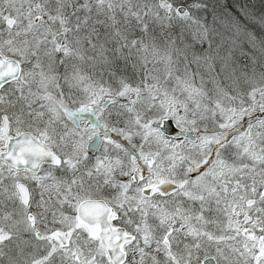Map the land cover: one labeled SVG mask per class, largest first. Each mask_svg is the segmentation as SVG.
Segmentation results:
<instances>
[{
	"label": "rangeland",
	"instance_id": "obj_1",
	"mask_svg": "<svg viewBox=\"0 0 264 264\" xmlns=\"http://www.w3.org/2000/svg\"><path fill=\"white\" fill-rule=\"evenodd\" d=\"M173 2L172 7L162 9L170 17H175L177 22H184L187 19L195 24L199 33L196 43L183 40L179 41L178 47L175 43L171 45L168 33L156 32L155 35H150L147 32L150 26L155 30L163 28L160 21H149L152 16L144 17V6L159 7L157 0H0V43L6 54L21 60L24 68L21 79L9 84L0 92V115L3 112L8 113L11 133L30 130L47 140L59 153L67 150L65 157H74L72 154L80 150L81 144L78 143L80 137L70 129L64 128L60 120L61 109L59 107L55 110L54 107V104H59L57 97L66 103L69 98L66 94L68 90L74 88L96 90L98 95L95 96L99 101L100 112L101 108L102 111L107 108L103 103L108 96L126 98L128 102L140 100V104L144 103V112L141 110L136 114L130 113L123 121L125 124L119 123L114 126L118 128L115 136L122 138L119 140L131 142L135 141L133 137L140 130L147 141L162 136L159 125L161 119L167 116L176 122L178 120L191 125L193 122L191 116H185L181 106L187 108L188 105L182 102L194 101L196 106L201 108L203 122L195 127L200 136L197 141L199 145L197 160L194 164H189L184 171L187 176L184 189L195 190L194 194L184 195L183 192L181 199L183 206L179 208L177 203H172V206L165 208L163 219L151 218L142 223H133L130 220L126 222L131 230L147 233L149 237H157L171 227L178 234L187 232L198 234L202 227L199 225V219L190 218L192 211L190 205L198 204L206 194L207 197L202 204L204 215L212 217L213 222H217L221 210L216 201L217 192L214 188L216 186L212 182L207 192L206 176L215 179L211 168L223 169L229 203L228 207L222 208L226 218L222 223L211 225L213 235L210 233L211 238L206 244L211 239L212 242L208 247L200 250L203 241L198 239L196 250L190 258L191 264H200V259L205 254H211L217 257L219 264H225L224 237L231 232L239 231L231 202L234 201L236 205L239 200L246 201L253 197L254 190L251 188L252 185H249L253 177L256 181V198L264 201V43L259 40L261 45L259 43L257 45L253 36L255 31L249 29L246 33L243 28L235 26L238 23L233 14L219 17L214 5L208 7L196 0ZM182 2H188L186 4L191 7L189 14L177 13L176 4ZM251 4L253 5L250 6L248 3L242 9L251 16L249 21L254 24H258L256 22L260 20L264 21V13L261 12L264 10V1L260 3V0H254ZM202 7L205 8L207 15L198 18L195 13ZM9 16L15 18L13 27L7 23ZM221 21L232 25L221 26ZM210 24L212 29L217 31L215 35ZM59 31L65 32L64 50L57 49L54 39V35ZM20 33L22 34L14 41L15 36ZM39 34L41 39H38ZM238 36L241 37L240 53L235 57L231 51H223L222 47L227 41L238 44V40H235ZM37 39L40 42H36ZM196 48H203L201 50L203 54L199 58H195L198 57L197 51L194 52L195 56L191 54ZM257 48L263 52L258 53ZM179 49L188 52L191 62L188 63L187 60L185 63L179 60V56L175 57L174 53ZM226 49L229 50L230 47ZM52 58L58 65V70L54 61L52 63ZM176 60H179L178 64ZM144 75L147 77L145 83ZM217 76L219 80H215ZM239 76L247 87L238 85L237 82L233 84ZM144 87L156 88V91L144 96ZM15 91H18L16 93L19 101L18 103L13 99L16 106L5 101L6 98L12 99ZM48 91L52 95H49L51 98L46 101L49 102L47 108L55 110L54 117H49V120L44 116L37 117L44 113V110L42 113L35 110L41 107L31 108L35 104H42V99ZM60 93L63 96L59 95ZM28 105L29 109L26 108ZM192 110L195 111V108ZM211 120L216 124H211ZM217 126L221 130L213 132ZM60 128L65 129V132H60L58 130ZM233 129L238 130L236 134L233 133ZM221 136L228 137V140H225L223 147L215 152L210 169H206L205 160L209 158L210 148L213 146L210 139L216 140V145ZM235 140L240 141V145L243 146L241 152L232 146ZM133 147L127 142L125 145L117 144L115 140L114 149L109 153L111 156L105 159L99 157L103 161L98 162L97 168H101L99 171L103 173L102 175L108 173L106 183L117 186L119 194L128 192L125 177L127 174L130 175V170L137 163H140L139 156L144 153V163L146 161L148 150L143 148L140 151L138 147ZM239 156L242 157V161L238 160ZM156 158L158 159L157 155ZM122 162L125 167L123 174H120V171L116 173ZM155 166L166 167L159 160ZM243 166L245 175L241 176L239 170ZM193 167L199 168L200 171H193ZM207 170L213 176L208 173L205 176ZM48 184L51 185L50 182ZM34 186L40 194L42 189L44 192L43 198L36 199L42 201L41 207L35 206L36 221L43 230L44 225L62 222L61 224L65 225L62 227L63 230L69 226L71 230L76 228L77 236L64 247L51 240H38L34 236L30 244L25 243L24 249L23 241L26 238L12 240L2 238L6 231L7 219L14 218L13 214L4 215L0 222L2 245L0 264H47L43 262L47 259L51 264H110L100 242L90 238L85 232L82 233L77 228L74 213L72 216V211L69 212L80 200V192L74 187L76 182H69L63 191L55 192L60 198L51 202L44 187L41 186V189L37 183ZM100 189V194L105 193L106 184ZM131 195L136 193L132 192ZM53 203H57L65 211L56 222H53L58 216L54 211L55 206L50 207ZM50 212L55 215H50ZM17 215L22 218L21 212ZM197 215V218H200V212H197ZM16 226L20 227L18 223ZM15 242L19 246H13Z\"/></svg>",
	"mask_w": 264,
	"mask_h": 264
},
{
	"label": "flooded vegetation",
	"instance_id": "obj_2",
	"mask_svg": "<svg viewBox=\"0 0 264 264\" xmlns=\"http://www.w3.org/2000/svg\"><path fill=\"white\" fill-rule=\"evenodd\" d=\"M218 130H221L219 126H217L213 132H217ZM199 138V135L195 138L163 135L151 139V141L144 140V148L148 150L146 161L145 163L141 161L137 167L142 170L144 168V171L137 173L132 178L131 175L126 177L127 187H129L130 190L128 194L124 196L126 199L125 202H115L119 210L117 212L115 211L113 222L117 223L116 221H122L125 224L127 220L141 223L151 218L163 219L165 217V208L172 206V203H177L179 208H181L183 206L181 200L182 193L184 192V195L189 193L190 196H192L195 192V190L187 191L184 189L187 180L184 171L189 164H194L197 160V147L199 146L197 141ZM210 140L213 146L210 148L209 158L205 160V164L207 165L206 169H210L215 158V152L223 147L228 137L221 136L220 142L216 144L217 146L215 145L216 140ZM86 152L87 155H90V158L93 159L98 151H88L87 149ZM157 160L166 167H156L155 163ZM80 165L83 166L82 163H80ZM211 170L214 173L215 179L213 177H211V179L209 176L207 177V173L210 176L213 175L208 172L209 170L205 171L206 180L208 181L206 190L209 192L208 189L212 182L216 186L214 187L217 192L216 201L221 210L220 218L217 221L222 223L226 218L222 208L225 209V207L229 206L227 189L225 188L224 171L223 169L214 168H211ZM193 171H200V169L193 167ZM239 173H241V176L245 175L244 166L239 170ZM74 175L76 176V186L74 187L80 192L79 202L87 198L99 197L96 191L93 193V190H97V185L91 174L81 170L80 172L75 171ZM253 176L254 175H252V177ZM167 182L174 184V188L170 189L167 187ZM255 182L253 177L249 184L252 185L251 188L254 190V193L252 191L253 197L246 201L239 200L236 205H234V201L231 202L234 208V217L239 224V231L227 234V236L230 235L229 238H226L227 236L224 237L223 249L226 253L225 264H264V201L257 200L256 198L257 189L255 188ZM29 188L30 192L34 191L30 186ZM84 188H92V193H90L89 196H85L82 193ZM62 189L65 188L58 187L48 190V196L50 197L49 202L53 199L60 198L56 196L57 193L55 192L63 191ZM34 192L37 196H40L39 191ZM132 192H135L136 195H131ZM59 195L62 196L61 194ZM18 197L20 199L19 194ZM206 197L207 195L205 194L204 198L201 199L198 204L190 205V208H192L190 218L195 220L199 219V225L202 227L198 231V234L195 232L178 234L173 231L172 227L157 237H149L147 233L143 234L137 233L139 231H134L132 232L134 234V239L128 243L130 247H132V245H136V247L134 249L132 247L131 252L125 249L127 251V258L124 264H191L190 257L196 250L198 239L203 241L200 250L208 247L212 242L211 239V241L206 244L211 238L210 233L213 235L211 225L215 223L212 217H206L204 215L202 204ZM31 199L27 208H30L33 203V192H31ZM108 202L110 203V201ZM50 205L57 206V203ZM37 206L41 207L40 204ZM197 212H200V218H197ZM238 215H240V217H238ZM28 217L29 219L34 218L32 212H28ZM30 230L29 232H27V230L21 231L16 234L13 239L36 236L40 240H51L57 245L64 247L70 244L77 236V231L73 232L68 229L61 232L63 236L59 239L55 238L53 235V232L56 230H51L49 234L44 233L46 236L40 234V232H33L32 228ZM33 233L35 235H33ZM203 233L209 235L207 236ZM67 235L68 237L66 238ZM11 236H13V232L6 226V231L2 238L9 239ZM138 236H144V242L142 239L138 238ZM261 245H263V247H261ZM66 248L68 249V247ZM208 255L211 254H205L203 258L200 259V264H203L204 258L208 257Z\"/></svg>",
	"mask_w": 264,
	"mask_h": 264
},
{
	"label": "water",
	"instance_id": "obj_3",
	"mask_svg": "<svg viewBox=\"0 0 264 264\" xmlns=\"http://www.w3.org/2000/svg\"><path fill=\"white\" fill-rule=\"evenodd\" d=\"M162 5H168V0H159ZM178 11L183 13L186 10L184 5L177 7ZM63 34L57 35V40L60 43ZM20 64L16 59L6 58L0 52V89L3 85L11 80H14L20 75ZM4 133L8 132V119L3 115ZM169 132L178 134L170 119H165L162 125ZM190 132H187L189 134ZM0 157L10 164L22 168H31L38 170L41 164L45 161L54 160L48 148L43 145L40 140L34 137L30 132L24 131L17 136L9 137L7 148L1 151ZM167 187L174 188V184L167 182ZM21 190L26 198V190L21 187ZM26 201V199H25ZM80 220L85 222L91 230L92 235H98L102 238L104 244L110 252L114 264H121L124 260V252L119 250V246L127 239L124 234H113L114 229L108 225L107 217L109 210L102 200H89L80 205L79 212ZM114 238L116 240H114ZM204 264H216L212 257H207Z\"/></svg>",
	"mask_w": 264,
	"mask_h": 264
},
{
	"label": "trees",
	"instance_id": "obj_4",
	"mask_svg": "<svg viewBox=\"0 0 264 264\" xmlns=\"http://www.w3.org/2000/svg\"><path fill=\"white\" fill-rule=\"evenodd\" d=\"M173 1V0H172ZM200 1L205 4V6L212 7L214 5L217 10L216 13L219 17L228 16L230 14H233L234 17L236 18V21L238 25H235L237 27L243 28L244 32L247 33V30L251 29L255 31V34L253 33V36L255 37V41L261 45V40L264 43V21L260 20V22H256L258 24H254L251 21V16L247 13V11H242L244 7L248 3H250V6L253 5L251 4L254 0H196ZM264 0H260V3H262ZM188 3V2H184ZM242 5V9L238 7L240 4ZM189 10H191V7L188 6L187 12L185 14H189ZM208 10V9H207ZM258 10V8H257ZM209 12V11H208ZM261 12L264 13V10ZM144 17L145 16H152L149 21H160L162 24V29L160 30H155L152 26L147 28V32L150 35H155L156 32L158 33H168L170 35V40H171V45L176 44V46L180 47L179 41H186V42H191L196 43L198 41V27L193 24L192 22L188 21L187 19L184 22H177L175 20V17H170L169 14H166L165 11L162 8L159 7H154V6H144ZM207 15L205 13V8H200V11H196L195 16L200 18L201 16ZM208 20L210 18V15L208 14ZM231 22V21H230ZM226 25H232L229 23H226L225 21H221V26H226ZM148 27V26H146ZM216 29H212L213 33L215 34L216 32L214 31ZM220 34V33H218ZM241 37H236L235 40H238V44H234L235 46H239L240 42L239 40ZM197 45V44H195ZM263 52V50H258V53ZM175 57L181 56L183 54H187L186 51H176ZM255 58L258 60V58L255 56ZM220 78L217 76L215 80H219Z\"/></svg>",
	"mask_w": 264,
	"mask_h": 264
}]
</instances>
